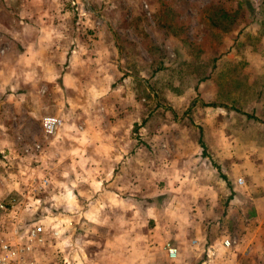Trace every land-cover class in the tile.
<instances>
[{"label": "rangeland", "instance_id": "1", "mask_svg": "<svg viewBox=\"0 0 264 264\" xmlns=\"http://www.w3.org/2000/svg\"><path fill=\"white\" fill-rule=\"evenodd\" d=\"M236 1H244L242 12L229 22L219 18L213 28L217 7L232 10ZM69 38L94 42L82 51L88 61L80 65L88 70L78 76L74 106L61 102L71 91L61 87L59 71L36 76L34 95L21 99L55 104L60 112L67 107L55 134L43 136L40 119L60 117L57 108L16 109L12 89L0 87V239L21 242L27 227L41 224L44 242L31 251L40 264H59L62 257L70 264H264V3L0 0L1 82L13 75V55L26 51L65 69L78 47ZM103 125L125 143L109 168L90 156L84 141ZM31 138L40 149L25 155L21 142ZM217 163L232 175L226 185L216 184L225 209L211 217L210 196L190 199L176 174L215 178L208 172ZM92 165L101 172L90 173ZM100 180L114 181L115 193L130 197V228L105 222L96 233L89 219L81 222ZM174 218L184 228L178 238L170 235ZM154 221L160 228H152ZM224 238L236 241L222 248ZM207 243H215L209 255ZM168 245L177 249L175 258L166 256Z\"/></svg>", "mask_w": 264, "mask_h": 264}, {"label": "crops", "instance_id": "2", "mask_svg": "<svg viewBox=\"0 0 264 264\" xmlns=\"http://www.w3.org/2000/svg\"><path fill=\"white\" fill-rule=\"evenodd\" d=\"M69 39H70V43H73V46L76 45L78 47L77 49L74 48L70 50L71 52L67 56L68 63L65 69L63 68L59 69L55 65H53L52 67L48 57L40 59L37 56H34V59H33V57L30 56L31 52H28V51L23 52L22 54L18 53V54L13 55L15 57L16 64L14 65V68L13 67L11 68V64L9 67L11 71L12 70L14 71L13 75L10 76V80H4L3 82H1L2 80L0 79V87L2 88V85H9V87L12 89V93H10V96H14L15 94V97H16L15 101L17 102L12 104V107H15L16 109L17 107H21L23 109L33 108L37 112H40V113L43 108H45L44 109L45 112H48L49 110H51L50 108H57L55 104L50 105L49 103L47 104V102L43 103L45 96L42 97L43 98L42 99L43 104H41L42 106L39 104L38 106H33V105L28 104V102L24 103V101L21 103V99L23 97H28V95L30 94L34 95V92H35L34 80L36 76L41 75V77H45V76L49 77L53 74L54 71H59V74L61 76V84H62L61 87L64 86V89L67 90L66 92L71 91L67 96L61 97V102L63 104H67L69 107L74 106V103H76V100L78 99V76L84 75L85 73L83 71L88 70V68L86 67L82 68L80 65V63L86 64L88 61V59L85 58L86 55L82 54V51L86 49L88 45H90V50L89 49H86V50L91 51L93 49L91 46L94 44V42L91 41L89 44H86V42L85 43L79 42L78 38H69ZM32 43L36 45L33 41ZM25 45L26 44H24V46ZM27 46L29 48V45ZM39 50L40 48L39 46H37L32 52L33 55L35 53H38ZM32 60H34V64L32 63ZM37 64H39L40 66ZM39 68L42 70L38 72ZM96 72H97V67L91 64L90 73H96ZM71 86L73 87L72 89L73 91L69 88ZM66 110H67V107H65L64 112H60V109L58 107L54 111H55V114H58L60 118L63 120ZM52 112H53V109H52ZM65 126L66 125L64 124V128ZM84 141L89 142L87 148H90L91 150L90 156L93 157V155H95L96 159L102 160V162L106 161L105 163L106 165H108V168L110 167V164L113 165L114 163H117L119 159L122 158V155L124 154V147H123L125 145L124 141L121 138H118V136L115 133H112V131L109 130V126L107 125H103V127H101V134H99L98 132L94 136H88L84 138ZM76 157H78V155L74 156L75 161H77ZM86 159L87 157L85 156L84 162H86L85 161ZM96 159H93V158L90 159L91 163H93ZM195 159H197V157ZM223 165L224 164L219 165V163H217L218 168H213L210 170V172H208L210 175H214L215 178L217 177V179L215 178L209 179V177L207 176L202 177L201 175H198L196 172L193 173L192 175L194 176V179L192 177L190 178L188 176L189 174L186 177H183L179 171H177V174H176V177L178 180L182 179L181 182H178L179 183L178 188L180 190L184 188L189 190V195L187 197H190V199L192 198V196L196 197L200 195L202 196L205 195L206 198L207 197L209 198L210 196L209 205L213 207L212 209L214 212L211 217H217L221 215L222 209L224 207L220 203L221 202L220 201L221 198L219 197L220 193L216 191V186H217L216 184L221 183V180H222V183L226 185L225 180H229L230 175H232V172L230 170H227L226 168L225 170L222 169ZM235 168H236V165H234L233 169ZM155 170L157 171H154V173L160 172L159 165L155 166ZM94 171L101 172L99 170V165H96L93 168H91L89 172L93 174ZM234 171H237V170H234ZM99 178H102V177H99ZM184 178L186 179V182L183 180ZM97 183L98 184L100 183V188L94 191L92 199L88 202L89 204L88 213L86 211H81L83 213L81 215L79 214L81 217V222L86 223L85 219H89L92 222L89 225L92 227V229H94L96 233H98L100 229L105 228V224H104L105 222L109 225L116 224L115 226L116 228L114 229H117L119 231H123L125 229L130 228L132 226L131 224L132 222L130 218V214L132 213L131 212L132 205H131L130 197L124 194L117 195L114 191V181L106 180L105 183H102V181L100 180V182H97ZM121 188L124 189L125 187L123 186ZM116 189L118 190L119 186H116ZM78 204H80L79 199H78ZM150 219L154 220V218H150ZM148 221H150V223L152 222V220H149V219ZM148 221H146L145 224ZM179 221L180 220L178 219L175 220L174 218L172 219V222H171L172 227H174L173 228L174 231L172 230V233L174 234L170 233V235H175L177 238L178 236H181L184 233V230H183L184 228L179 227L180 226ZM155 223L156 221H154V225L152 226V228L157 227ZM81 226L82 225H80L79 227ZM157 228H160V226H158ZM162 229H163L162 230L163 232H165L166 229L170 230L169 228H166V227H163ZM157 234L160 236V232H158ZM207 237L209 240H212V239L215 240V237H213L212 235L208 234ZM201 242L202 240L199 241V243ZM213 242L216 243L217 241H213ZM215 243L206 244L205 250L207 251L206 252L207 255H209L208 253L210 252L209 248L215 245Z\"/></svg>", "mask_w": 264, "mask_h": 264}, {"label": "built area", "instance_id": "3", "mask_svg": "<svg viewBox=\"0 0 264 264\" xmlns=\"http://www.w3.org/2000/svg\"><path fill=\"white\" fill-rule=\"evenodd\" d=\"M62 119L58 116L45 115L40 119V129L43 136L55 134L62 126ZM18 141H22L17 137ZM21 151L26 154H33L39 151L40 143L31 138L30 143L21 142ZM238 185L243 183L242 178H237ZM0 209H4V205L0 203ZM44 228L41 224H32L23 231L24 239L20 242L16 239H0V264H40L31 251L34 247L44 242ZM58 231L54 230L52 235H57ZM235 238H224L221 240L223 247H229L235 243ZM165 254L169 259L175 258L177 249L174 246H166ZM59 264H70L67 258L62 257Z\"/></svg>", "mask_w": 264, "mask_h": 264}, {"label": "trees", "instance_id": "4", "mask_svg": "<svg viewBox=\"0 0 264 264\" xmlns=\"http://www.w3.org/2000/svg\"><path fill=\"white\" fill-rule=\"evenodd\" d=\"M261 3H264L263 0H260ZM248 4H246L247 8L250 10L251 12L254 11L255 9V13L257 12L256 8L253 9V5L250 4L249 2H247ZM244 7V1H236V6L235 8H233L232 10H227L225 7L220 6L217 7L218 9V13L213 12V14H216L217 16H219L218 18H210V25L215 28V25L218 23V20L223 19V22H229V20H233V17L237 14L239 15ZM246 8V9H247ZM258 8V7H257ZM247 9V10H248ZM248 10V11H249ZM221 18V19H219ZM247 28V27H246ZM245 28V29H246ZM211 106H214L215 104H210ZM198 142L200 143V146H202V142L201 140H198ZM228 183V180H225ZM223 209H225V207H223Z\"/></svg>", "mask_w": 264, "mask_h": 264}]
</instances>
